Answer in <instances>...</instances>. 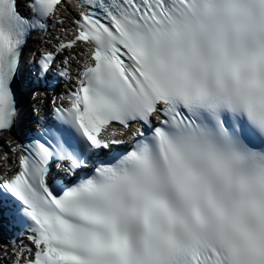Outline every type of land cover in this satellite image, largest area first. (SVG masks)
<instances>
[{"label":"snow or ice","instance_id":"obj_1","mask_svg":"<svg viewBox=\"0 0 264 264\" xmlns=\"http://www.w3.org/2000/svg\"><path fill=\"white\" fill-rule=\"evenodd\" d=\"M61 3L0 0V134L16 124L27 39ZM77 7L73 37L34 61L40 80L57 53L85 46L74 74L67 57L57 69L70 87L66 104L52 98L56 128L21 143L0 180V214L31 241L12 264H264V0ZM112 124L121 136L138 125L130 144L99 135ZM54 159L70 178L90 174L57 189Z\"/></svg>","mask_w":264,"mask_h":264},{"label":"bare ground","instance_id":"obj_2","mask_svg":"<svg viewBox=\"0 0 264 264\" xmlns=\"http://www.w3.org/2000/svg\"><path fill=\"white\" fill-rule=\"evenodd\" d=\"M79 49H80V50H84V49H85V46H84V45H80ZM85 58H86V57H85L84 55H81V56H78L77 59L80 60V61H83ZM33 106L36 108V103H34ZM24 117H25V118H28V115H27V117H26V116H24ZM30 118H31V115H30ZM26 130H27V129H26ZM19 134H21V133H20V129H19ZM124 134H126V132H125ZM6 135H7L11 140H13L14 137H15V135H13L12 131H11V132H7Z\"/></svg>","mask_w":264,"mask_h":264},{"label":"rangeland","instance_id":"obj_3","mask_svg":"<svg viewBox=\"0 0 264 264\" xmlns=\"http://www.w3.org/2000/svg\"><path fill=\"white\" fill-rule=\"evenodd\" d=\"M30 102H33V101L30 99Z\"/></svg>","mask_w":264,"mask_h":264}]
</instances>
